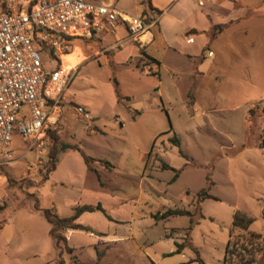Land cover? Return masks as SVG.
I'll list each match as a JSON object with an SVG mask.
<instances>
[{
    "label": "rangeland",
    "instance_id": "1",
    "mask_svg": "<svg viewBox=\"0 0 264 264\" xmlns=\"http://www.w3.org/2000/svg\"><path fill=\"white\" fill-rule=\"evenodd\" d=\"M262 1L258 12L264 15ZM135 2L138 3L117 0L116 5L132 12L138 8ZM226 2L229 1H222ZM254 27L262 47L255 55L238 61L228 81L218 90L219 102L227 110L210 112L199 120L189 117L184 112V103L189 83L193 84L196 77L192 65L181 58V63L176 64L180 74L176 78L170 71L174 62L165 60L163 91L170 94L171 100H166L173 104L172 124L187 159L173 144V135L156 140L152 149L155 158L151 161L150 157L148 167L136 145L143 141L145 148L149 141L150 120L134 119L129 107H142L141 102L157 97L156 78L139 81V87L149 91L147 96H142L129 87V75L123 74L127 66L135 69L144 57L141 51L134 53L136 45L122 42L123 48L116 47L110 56L111 69L94 62L75 69L65 89L64 108L57 115L58 125L47 133L43 152L35 146L31 148V142L18 131L13 134L11 147L15 162L0 168V208H3L0 210V226H3L0 264H56L59 258L50 235L51 225L43 210L58 207L61 214L70 216L72 204L75 208L98 203L113 221L97 212L85 214L78 223L90 225L96 233L105 232L106 238H101L99 233L76 231L68 242L75 250L73 254L64 252L65 264H199L195 261L198 254L205 264H239L225 262L234 214L240 211L254 219L247 231L235 230V236L243 237L249 232L264 236V22L259 21ZM107 38L104 46L109 44L110 37ZM94 39H74L65 49L67 60L85 62L90 50L102 51L101 44ZM35 48L39 46L35 44ZM110 52L108 49L104 53ZM41 56L48 68L55 66L47 51H41ZM246 66L251 67L250 72L236 74V70H246ZM126 93L134 98H126ZM255 102L258 107L252 111ZM81 105L89 110L93 121L83 122L75 112V106ZM155 119V128L168 126L170 129L171 121L165 115ZM91 122L92 128L97 127L96 134L87 130ZM53 135L58 137V147L78 144L87 155L109 161L115 168L106 169L105 164L96 166L100 180L95 173H90L83 195L70 185L53 190L50 181L33 186L32 178H39L40 171L48 166ZM161 150L163 154L157 157ZM163 164L183 168L180 178L173 181L174 171L163 169ZM67 169L74 171V167ZM208 177L214 183L209 194L215 199L201 203L204 216L201 217L200 210H196L198 193L207 186ZM176 208L187 209L192 216L160 219L159 214ZM241 240L243 244L245 239ZM187 241L192 247L187 245L183 253L171 254L175 243L186 245ZM246 254L243 251L241 255L247 258ZM255 258L253 264H264L263 255Z\"/></svg>",
    "mask_w": 264,
    "mask_h": 264
},
{
    "label": "crops",
    "instance_id": "2",
    "mask_svg": "<svg viewBox=\"0 0 264 264\" xmlns=\"http://www.w3.org/2000/svg\"><path fill=\"white\" fill-rule=\"evenodd\" d=\"M222 1L224 2V0H151L152 7L154 8V11H152L147 8L145 0H137L138 3H135L138 5V8H134L132 12H127L117 7V0H107L105 1L106 3L113 4L115 7L126 13L143 17L147 21V23L151 24L152 26L145 34L142 35L140 41L136 42L129 37L127 27L123 24H119L114 32H103L98 36V38H95L96 42L101 44L103 50L96 52L95 50L94 52H91L90 50V54L87 53V55L85 56V62L81 61L78 63L77 59H74L73 62L72 60H67L68 57L66 58V61L73 62V64L76 65V67H74V70L79 66L88 64L89 62H94L98 65H101V63H103L106 69H111L112 59L110 58V56L113 54V50L116 47L120 49L123 48V46H121L122 42H126L130 45H136L134 53H136L137 50L141 51V53L144 55L135 69L127 66L128 70L124 71L123 74L129 75V87H131L132 90H138L142 94V96H147L149 94V91L145 87L140 88L138 85L139 81H141L142 79H150L148 77H154L157 79L154 89L157 97L150 98L149 100H144L140 103L142 107H129L132 110V113H134V119H145V121L150 120L149 128L151 130H147L151 135L149 141L146 143L145 148L141 143L143 141H139L136 144L139 150H141L143 160L146 162V167H148L150 163V157L151 161L155 158L154 156L152 157V149L156 144V140L162 139L163 137H170V135L177 136L178 134L172 124L170 116L171 107L173 106L172 102L167 101L171 100L170 94L163 91V71H165V69H162L163 67H165V60L168 59L171 60V62H174L170 71H173L171 73L173 74V77L176 78H179L180 76L178 70L176 69V64L181 63V58L183 60L185 59L184 63L188 62L192 65V72L193 75H196V77H194V83H189L190 86L186 90L184 112H186L187 115L192 119L199 120L204 115L210 112L224 111L228 109L219 102L218 90L220 86H223L224 83L228 81V76L231 74V71L235 67V65L238 64V61L244 59L245 57L247 58L249 56L255 55V53H257L258 50L262 47L260 35L254 27H257V23L259 21L264 22V15L258 12L261 7L259 3L262 0H260L258 4H255L258 0H225L229 1L225 4L222 3ZM200 3H203V5H200ZM216 25H226V27L221 32L213 35V26ZM118 30L122 32H119ZM107 37H110L109 41L107 42L109 44L104 46V41ZM108 49H111V52L108 55H105L104 52ZM210 53H212V55H210ZM83 55L84 53H82V56ZM93 57L94 59H92ZM82 62L83 64L80 65ZM130 62H132V57L130 58ZM250 69L251 67L246 66V70H236V74L237 72L239 74L246 71L250 72ZM125 96L130 100L134 98L130 97V93H126ZM257 107V103H253L251 106L252 111L256 110ZM63 108L64 105H62V109ZM84 109L89 119L92 120L89 110L86 107H84ZM75 112H77V110H75ZM77 114L84 119L83 122L85 120H89L86 119L83 114H79L78 112ZM162 115H165L168 120L171 121L170 129L168 126L164 127L163 129L154 127L156 126L155 118ZM57 125L58 122L55 126ZM122 125L123 122H121V126ZM92 126L94 125L91 122V125L89 126L90 128H87V130H89L91 134H96L97 127L95 126L94 128H92ZM52 128H54V126L50 127L48 132L53 131ZM79 148L81 151L69 149L67 151H64L62 155H59V161L57 163L56 169L50 173L48 180H46L50 181L53 190H56L58 186L70 185L74 186L75 189H78L79 193L83 195V193L86 191L85 185L90 173H95L100 180V175L98 169H96V166H104L103 164H105L106 169L108 168L111 170L115 168L109 161H103L102 159L91 157L87 155L80 146ZM161 154H163L162 150L159 154L156 155L158 157ZM83 155L95 160V162L91 163V167L97 173L88 168ZM10 165L11 164L2 166L5 167ZM167 165L170 168H173L169 164ZM3 167L0 166V168ZM72 167H74V171H69L67 169ZM176 170H181V176L183 168ZM40 173L41 174L39 175V178H32V182L34 183L33 186L45 182L43 181L41 171ZM180 176L178 178H180ZM1 178L2 177H0V179ZM176 180L173 179V181ZM101 186H103V183H101ZM52 204L54 205L55 203ZM86 205H101L104 210V207L101 203H98L97 205H78V207ZM75 208L74 204H72L71 215L65 216L60 213L58 207H53V209L56 210L55 213L63 218L71 217L74 214ZM176 209L189 212V210L184 208ZM197 209L198 205L196 210ZM201 211L202 208L200 209V214L202 217L203 215ZM97 212L103 213L101 211L86 212L83 213L78 220L83 218L87 213ZM159 215L162 216V214ZM109 220L113 221L111 218H109ZM85 226L93 229V227H91L90 225ZM75 232L76 231L74 230L64 232L63 236L66 238L67 243L72 240ZM98 233L103 239L107 236L105 232L98 231L96 234ZM175 244L184 245L180 253L184 252L187 245L190 244L189 246H192L189 241H187L186 245L184 244V242ZM176 252L177 246L175 249H171L172 255ZM62 260L65 264L63 255ZM153 264L156 263L153 262Z\"/></svg>",
    "mask_w": 264,
    "mask_h": 264
},
{
    "label": "built area",
    "instance_id": "3",
    "mask_svg": "<svg viewBox=\"0 0 264 264\" xmlns=\"http://www.w3.org/2000/svg\"><path fill=\"white\" fill-rule=\"evenodd\" d=\"M119 24L136 42L152 26L103 0H0V166L15 161L11 146L17 131L43 152L74 75L62 59L69 44L114 32ZM43 50L54 60L53 68L43 62ZM76 110L89 119L83 107Z\"/></svg>",
    "mask_w": 264,
    "mask_h": 264
},
{
    "label": "trees",
    "instance_id": "4",
    "mask_svg": "<svg viewBox=\"0 0 264 264\" xmlns=\"http://www.w3.org/2000/svg\"><path fill=\"white\" fill-rule=\"evenodd\" d=\"M145 4L147 5V8L149 10L154 11V8L152 7L151 0H145ZM2 10L6 11L5 3H2ZM158 13H161V12H158ZM225 27H226V25L213 26V35H215L218 32H221ZM53 139H54V146L51 149V152L49 154L48 166L46 167V170L41 171L43 181L48 180L50 173L56 169L57 163L59 161L60 152L67 151L69 149L81 151L78 145L61 144V146L58 147L57 146L59 144L58 137L53 135ZM172 142H173V144H175L176 146L179 147L180 155L187 159L188 157L186 156L184 151L180 148V146H181L180 139L176 135H174V137L172 138ZM83 157H84L85 163L88 166V168L92 171H95L91 167V163L95 162V160L93 158L87 157L85 155H83ZM163 169H171L172 171H174V177H173L174 180H176L180 176V173H181V170H176V169L170 168L167 164H163ZM8 182L11 184V183H13V180L9 179ZM207 182H208L207 186L198 193V209L197 210L201 209L200 204L204 200L210 199V198L215 199L211 194H209V191L213 185L210 177L207 178ZM35 208L37 210H40L37 206ZM0 210H3V208H0ZM95 211H101L106 215V217L110 218L107 215V213L103 210L101 205H97V206L86 205V206L77 207L75 209L74 214L68 218L60 217L58 214L55 213V210L53 208L43 210V213H44L46 220L51 225L50 235L54 241L55 248L57 251V255L59 258V260L56 261V264H64V261L62 260V255L64 254V252H67L69 254L74 253V249H72L68 246L67 240L63 236L64 232L69 231V230H74V231H85L88 233L96 234V232L92 228L85 226V225H82V224H79L77 222L79 217L83 213L95 212ZM179 215L180 216L188 215L190 217L192 216L190 214V212H187L184 210L169 209L168 211H166L165 213L162 214L161 218L165 219V218H168L171 216H179ZM253 223H254V219L252 217H249L246 213L237 211L234 214L232 229L230 232V240H229V242L227 244V248H226L225 262L236 261L239 264H253L256 261V258H255L256 255L261 254L264 256V236L263 235L258 234V233H254V232H249L247 235H245L243 237L240 235H236V236L234 235L235 230L247 231ZM191 225H194V222L192 219H191ZM1 228H2V226H0V229ZM242 238L245 239L243 244L241 243ZM239 245H241V246H239ZM176 246H177V252L180 253L182 251L184 245H178L177 244ZM240 250H242V252L243 251L246 252L247 253L246 255L248 257L246 258L243 255H241L242 252H240ZM236 252H237V255H236ZM101 257H102L101 253L98 252V260H101ZM195 261L199 262V264H205L204 261L200 258L199 254L197 255Z\"/></svg>",
    "mask_w": 264,
    "mask_h": 264
},
{
    "label": "bare ground",
    "instance_id": "5",
    "mask_svg": "<svg viewBox=\"0 0 264 264\" xmlns=\"http://www.w3.org/2000/svg\"><path fill=\"white\" fill-rule=\"evenodd\" d=\"M67 57H68L67 55H65V56L62 57V59H63V64H64V66H65L68 70H71V69H73L74 67H76V65L73 64V63H69L68 61H66V58H67Z\"/></svg>",
    "mask_w": 264,
    "mask_h": 264
}]
</instances>
